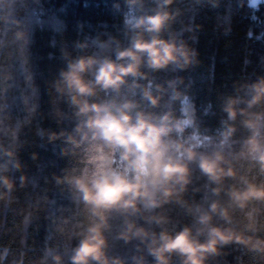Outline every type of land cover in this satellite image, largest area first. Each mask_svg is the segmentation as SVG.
<instances>
[{"label":"clouds","instance_id":"clouds-1","mask_svg":"<svg viewBox=\"0 0 264 264\" xmlns=\"http://www.w3.org/2000/svg\"><path fill=\"white\" fill-rule=\"evenodd\" d=\"M176 3L123 0L126 44L97 36L77 41L75 56L63 52L65 66L50 91L69 110L59 119L72 126L44 135L76 161L55 180L68 187L82 219L69 243L45 248L39 264H220L230 248L264 264V75L220 95V128L202 135L184 78L154 76L199 64L189 44L195 35L183 36L195 29L174 27L185 13ZM206 3L219 7L221 0ZM13 4L0 0V24L20 25ZM15 35L29 43L26 30ZM18 132L10 128L0 138V201L11 202V173L23 167ZM27 179L19 177L20 187ZM117 243L131 245L130 254L114 251Z\"/></svg>","mask_w":264,"mask_h":264},{"label":"trees","instance_id":"trees-1","mask_svg":"<svg viewBox=\"0 0 264 264\" xmlns=\"http://www.w3.org/2000/svg\"><path fill=\"white\" fill-rule=\"evenodd\" d=\"M117 3L120 10L114 8ZM174 7L185 9L174 27L195 29L183 36L195 35L189 44L197 49L199 64L154 76L158 82L183 77L181 88L195 110L201 134L214 136L223 116L220 95L231 93L236 81L264 75V0L257 5L221 0L219 7L207 5L206 0L199 4L177 0ZM124 11L123 0H14L12 12L20 25L0 24V138L6 140L5 131L19 128L18 159L23 166L11 173L16 181L11 202L0 201V254L8 250L3 264H39L45 248L69 243V234L82 219L68 187L55 180L76 161L61 155V141L50 143L44 135L72 126L71 120L59 119V113L69 110L50 91V84L65 66L63 52L78 54L77 41L116 37L126 44ZM22 29L29 34L27 45L15 35ZM173 108L179 115L180 102ZM241 135L243 131L237 133ZM21 175L28 178L24 187H20ZM171 214L179 217L177 209ZM131 250V245H114L120 255ZM226 251L220 264H252L242 250Z\"/></svg>","mask_w":264,"mask_h":264},{"label":"rangeland","instance_id":"rangeland-1","mask_svg":"<svg viewBox=\"0 0 264 264\" xmlns=\"http://www.w3.org/2000/svg\"><path fill=\"white\" fill-rule=\"evenodd\" d=\"M261 0H249L250 4L257 5Z\"/></svg>","mask_w":264,"mask_h":264}]
</instances>
